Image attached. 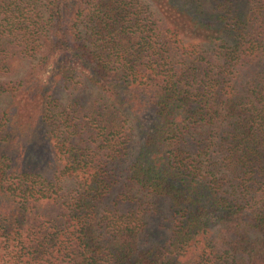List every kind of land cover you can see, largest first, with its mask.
<instances>
[{"label":"trees","instance_id":"1","mask_svg":"<svg viewBox=\"0 0 264 264\" xmlns=\"http://www.w3.org/2000/svg\"><path fill=\"white\" fill-rule=\"evenodd\" d=\"M148 1L0 0V264H264V0Z\"/></svg>","mask_w":264,"mask_h":264},{"label":"rangeland","instance_id":"2","mask_svg":"<svg viewBox=\"0 0 264 264\" xmlns=\"http://www.w3.org/2000/svg\"><path fill=\"white\" fill-rule=\"evenodd\" d=\"M140 3L144 4V5H149V10L152 12L153 17L155 20L159 21L160 20V16L157 12V10L155 9V7L151 6L150 2L148 0H138ZM9 104V101L6 97H0V107H4L6 105ZM140 143V137L136 136V132H135V136H134V151L133 153L136 151V148L138 146V144ZM129 159V158H128ZM125 159L124 161L121 162L122 166L124 167V163L128 160ZM129 162V160H128ZM69 184V183H67ZM138 196H142L141 194H139ZM151 202L153 204H155V206L158 208V214H155L156 216H154L150 221V228H152V231L155 230L157 231L159 225L163 227L164 231L167 233L166 235H168V233L170 232L171 229V216L168 212L167 206H166V202H164L163 200H158V199H151ZM163 234V232H162Z\"/></svg>","mask_w":264,"mask_h":264}]
</instances>
